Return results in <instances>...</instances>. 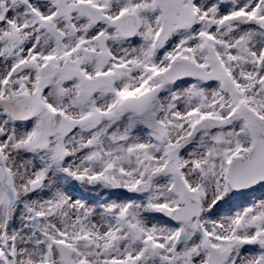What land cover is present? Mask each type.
<instances>
[{"label": "snow or ice", "instance_id": "obj_1", "mask_svg": "<svg viewBox=\"0 0 264 264\" xmlns=\"http://www.w3.org/2000/svg\"><path fill=\"white\" fill-rule=\"evenodd\" d=\"M0 264H264V0H0Z\"/></svg>", "mask_w": 264, "mask_h": 264}]
</instances>
